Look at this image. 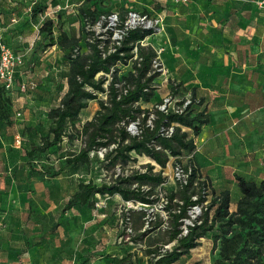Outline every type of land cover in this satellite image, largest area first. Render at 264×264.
I'll return each instance as SVG.
<instances>
[{"label": "rangeland", "instance_id": "374dc122", "mask_svg": "<svg viewBox=\"0 0 264 264\" xmlns=\"http://www.w3.org/2000/svg\"><path fill=\"white\" fill-rule=\"evenodd\" d=\"M137 1L0 0V88L8 101V110L3 115L0 113L1 264H6L7 261H10V264H28L31 255L36 257L34 264H43L41 257L56 254V248L70 256V259L60 258V264H146L144 250L148 240L138 243L139 246L130 242L129 239L137 232L134 230L135 218L129 216L128 211L145 212L151 218L149 227L159 218L166 220L165 212L158 207L159 203L140 209L135 203L123 202L117 195L96 196L91 208L77 209L71 214L62 212V209L79 182L112 184L116 178L127 177L134 171L144 172L147 166L153 167V172H159L160 168L156 164L144 156L132 155L134 161L126 166L116 165L109 168L106 162L101 161L104 152L95 151L90 153L91 162L88 165L65 166L67 156L77 153L82 146L74 130L70 142L64 140L60 146L49 149L45 154L35 153L30 159L26 156V153L33 146L39 145L47 135L50 125L47 113L59 105L66 92L69 51L61 50L57 45L51 46L45 39V34L40 32L42 25L47 21L52 22L54 42L58 40L61 32L66 33L69 38L83 40L89 38L90 32H94L104 44L107 43L108 47H111L113 39L117 38L115 34L120 16L127 18L130 12H141V15L152 17L142 12L145 8H136ZM145 1L151 7L162 8L161 2L157 0ZM188 1L190 6L196 3V0H186L184 3ZM184 3L173 1L178 7L184 6ZM87 9L97 11L93 24L84 15ZM111 15H116L117 21L110 25L108 17ZM160 17L165 18L164 24L169 20V31L165 28L156 40H153L156 35H151L142 43L143 46H151L157 54L153 63V69L158 73L153 82L155 96L149 104H140L142 108L147 109L159 107L160 103L163 104L168 99L170 106H173L175 100H189L193 89L197 93V102L202 90L201 84H198L200 81L197 80L200 73L198 64L193 62L196 57L182 56L186 48L182 49L181 41L186 38L181 36L179 22H174L175 17L180 21V16ZM110 32L111 38L108 37ZM80 45L82 52H86L83 42ZM4 54H7L5 61ZM119 69L121 75L131 70L129 65L119 66ZM174 89L177 91L175 94L172 92ZM99 97L105 99L104 96ZM196 102L193 107L199 106ZM97 109L94 101L89 102L88 107L74 123L75 129L80 130ZM132 125H129L128 131L135 135L137 128ZM221 147V153L218 147L215 153L195 152L192 163L203 177H208L211 187L225 188L230 192L233 206L240 196L234 174L255 181H259L260 176L254 174L256 169L248 167V161L247 164L239 163L231 157L235 150L240 151L236 140L230 139ZM188 161L187 157L181 159L183 165ZM173 165L174 161L170 159L163 170L165 183L155 189L156 196H164L176 188L177 184L172 179ZM29 166L44 174L30 178ZM53 173L58 174L49 176ZM46 218L50 226L59 223L62 225L59 230L55 226L54 237L50 235V230L47 231L40 243L45 247H40V244L32 242H35L41 233L40 225ZM188 220L192 218L189 216ZM93 232L105 240V248L101 249V246L89 239L82 241L85 235H93ZM69 233L77 237L76 252L68 239ZM215 235L216 232L201 239L199 246L176 264H212L217 252ZM160 237V232L156 231L151 233L148 239L153 241ZM118 248L123 251L121 258L111 257L110 252H116ZM106 249H109V254H106ZM19 251H22L21 254H18Z\"/></svg>", "mask_w": 264, "mask_h": 264}, {"label": "trees", "instance_id": "16d2710c", "mask_svg": "<svg viewBox=\"0 0 264 264\" xmlns=\"http://www.w3.org/2000/svg\"><path fill=\"white\" fill-rule=\"evenodd\" d=\"M84 15L93 24L97 11L87 9ZM124 21L125 17L120 16V30ZM52 27V22L47 21L40 32L45 34L51 46L69 51L66 92L59 105L48 111V133L39 145L26 153L27 158H32L35 153L45 154L64 140L70 142L74 130L82 146L77 153L67 156L65 166L88 165L91 152L106 149L101 161L109 168L126 166L134 161L132 155L144 156L160 168L159 172H153V167L147 166L144 172L134 171L127 177L116 178L112 184L79 182L62 211L90 207L96 196L117 195L125 203L153 205L158 201L155 189L165 183L163 170L170 159L182 164V157H187L188 163L182 165L185 170L190 169L188 183L183 187L177 184L174 190L165 194V221L159 218L148 227L149 222L144 229L147 214L128 211V215L135 218L134 230L137 232L130 242L138 244L148 240L144 250L146 264H176L197 248L201 239L216 232L217 252L212 264H264V180H249L234 174L240 196L233 205L234 210L230 211V192L211 187L208 177L201 175L192 163L196 151L194 139L202 127L209 124V118L203 111L194 113L196 90L191 91L189 100H175L173 107H185L182 113H163L156 107L140 106L141 103L149 104L155 96L153 82L158 73L153 69V63L157 54L151 46L142 45L153 34L152 30L135 28L124 31L119 43L108 47L94 32L84 40L69 38L61 32L54 42ZM108 37H112L111 32ZM81 42L86 52H82ZM128 65L131 70L121 75L119 66ZM93 101L98 109L80 130L75 129L74 123ZM186 101H189L187 105ZM196 103L201 106L202 101ZM7 104L0 88L1 115L8 110ZM132 124L137 128L135 135L128 131ZM168 128L173 129L171 136H162L161 130ZM43 174L29 166L30 178ZM194 207H200L201 215L193 220V226H187V233L183 234V221L189 219L188 213ZM156 231L161 237L149 241L148 237Z\"/></svg>", "mask_w": 264, "mask_h": 264}, {"label": "crops", "instance_id": "0c3cea01", "mask_svg": "<svg viewBox=\"0 0 264 264\" xmlns=\"http://www.w3.org/2000/svg\"><path fill=\"white\" fill-rule=\"evenodd\" d=\"M157 1L161 2V9L151 7L145 0H138L136 8H145L142 12L152 17L180 16V21L175 17L174 22H179L181 36L186 38L181 41L182 49L186 48L182 56L196 57L193 62L198 64L200 73L197 80L202 87L199 101L202 104L193 109L194 113L203 111L209 118V124L203 126L194 139L195 152L215 153L217 147L220 151L223 143L234 139L239 143L240 151L235 150L231 157L239 163L247 164L248 161V167L256 169L254 174L264 180V10L255 5V0H196L192 6L189 1L184 3L178 0L181 4L184 3V6L179 7L173 4L175 0ZM163 3L168 6L165 7ZM162 19V30L166 28L168 32L169 20L164 24L165 18ZM161 35L160 32L153 40ZM217 189L219 191L225 188ZM82 208L91 207L73 208L64 213L71 214ZM233 210L234 207H230V211ZM28 221L30 223V219ZM61 225L59 223L55 226L59 230ZM55 226H50L48 218L43 220L40 225L41 233L32 243L40 244L49 230L54 237ZM71 234L73 233H69L68 239L76 252L77 237ZM83 239L95 241L101 249L107 244L96 232L85 235L82 241ZM41 245L44 246H39L42 247ZM55 252L51 256H42V263L60 264V258L70 259L59 248ZM109 252L106 249V254ZM122 252L118 248L110 254L111 257L121 258ZM55 255L59 257L56 258ZM35 258L31 255L28 264H34ZM5 263L10 264V261ZM87 263L89 262L85 264Z\"/></svg>", "mask_w": 264, "mask_h": 264}, {"label": "built area", "instance_id": "2783aa9c", "mask_svg": "<svg viewBox=\"0 0 264 264\" xmlns=\"http://www.w3.org/2000/svg\"><path fill=\"white\" fill-rule=\"evenodd\" d=\"M181 1L185 2L186 0H181ZM255 5L259 9L264 10V0H258L257 2H255ZM116 21H117L116 15H111L108 17V22L110 25L114 24ZM162 23H163V19L160 16L148 17L147 15H141L140 13L130 12V13H128L127 18H125V21L123 23V29H121V30L119 29V22H118V26L116 29L117 32L115 34V37H117V38L113 39L114 43H116V44L119 43L124 31L135 29V28L152 30V32H153L152 35H157L162 31V28H163ZM117 33L119 34V36H117ZM6 58H7V54H4L3 61H5ZM168 100L164 101L163 104L159 105V107H156V108L163 113H167L169 111H173L175 113H182L183 112V109L185 107L170 106L169 105L170 102ZM188 103H189V101H186L185 105H187ZM172 132H173L172 128L162 129L161 135L165 136V137H170ZM98 151L99 152L103 151L104 152L103 154H105L106 149H100ZM101 158H103V156ZM189 175H190V169L185 170L184 166L182 164L174 163V165L172 167V179L176 184H178L180 187L186 186L188 183ZM156 197L158 198V201L156 202V203H159L158 207L164 211V207L167 205V200H166L165 195L164 196H162V195L158 196L157 195ZM193 200H195V198H193ZM135 204H137V206L140 209L142 207L144 208L145 206H154L155 205V204L143 205L140 203H135ZM164 214H165V219H167L166 213H164ZM189 216L192 218V220L186 219L183 221V226H182L183 234L187 233V226H193V220H195L196 218H198L200 216V207L192 208L189 211ZM144 220H145V226H144V229H145V228H147L148 223L151 222V218H149L147 215ZM166 248H168V246H166Z\"/></svg>", "mask_w": 264, "mask_h": 264}]
</instances>
